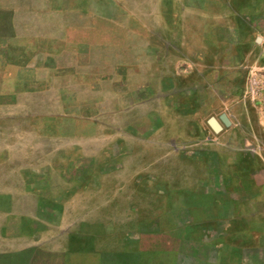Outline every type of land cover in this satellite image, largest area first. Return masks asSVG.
Returning a JSON list of instances; mask_svg holds the SVG:
<instances>
[{
    "label": "crops",
    "instance_id": "obj_1",
    "mask_svg": "<svg viewBox=\"0 0 264 264\" xmlns=\"http://www.w3.org/2000/svg\"><path fill=\"white\" fill-rule=\"evenodd\" d=\"M222 3L211 18L232 41L205 43L200 62L193 44L151 45L136 60L139 77L105 80L104 90L139 99L150 117L143 130L108 126L107 148L79 179L91 202L62 230L69 263L59 264H264L262 108L253 90L264 68V12L259 0ZM101 83L87 89L100 92Z\"/></svg>",
    "mask_w": 264,
    "mask_h": 264
},
{
    "label": "rangeland",
    "instance_id": "obj_2",
    "mask_svg": "<svg viewBox=\"0 0 264 264\" xmlns=\"http://www.w3.org/2000/svg\"><path fill=\"white\" fill-rule=\"evenodd\" d=\"M222 5L0 0V264L69 263L60 256L67 243L62 230L74 228L77 208L91 202L77 186L92 156L107 148L108 126L143 130L150 117L139 111V99L104 90L105 80L139 77L136 60L151 45L193 44L200 62L205 43L233 40L211 18ZM259 26L264 32V18ZM93 80L103 81L100 92L87 89ZM255 80L264 152V68ZM120 106L129 109L119 112Z\"/></svg>",
    "mask_w": 264,
    "mask_h": 264
},
{
    "label": "water",
    "instance_id": "obj_3",
    "mask_svg": "<svg viewBox=\"0 0 264 264\" xmlns=\"http://www.w3.org/2000/svg\"><path fill=\"white\" fill-rule=\"evenodd\" d=\"M214 130L217 132L218 130H216V128L213 126Z\"/></svg>",
    "mask_w": 264,
    "mask_h": 264
}]
</instances>
